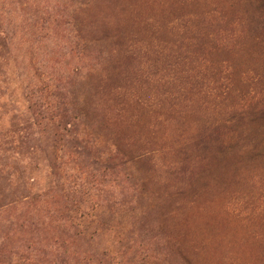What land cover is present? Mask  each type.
<instances>
[{"label":"rangeland","instance_id":"rangeland-1","mask_svg":"<svg viewBox=\"0 0 264 264\" xmlns=\"http://www.w3.org/2000/svg\"><path fill=\"white\" fill-rule=\"evenodd\" d=\"M259 1L0 0V264H264Z\"/></svg>","mask_w":264,"mask_h":264},{"label":"trees","instance_id":"trees-1","mask_svg":"<svg viewBox=\"0 0 264 264\" xmlns=\"http://www.w3.org/2000/svg\"><path fill=\"white\" fill-rule=\"evenodd\" d=\"M255 10L256 11L254 13H256V14L254 15V17H256V21L258 22V27L264 31V0H260L258 3L255 4ZM254 104H255L254 108H258L261 106L264 107V98L262 97L259 101H257ZM212 201L213 200L210 197H206V198L202 199L200 201V205L198 206L197 209L198 210L205 209L207 206H209L211 204L210 202H212ZM207 229L205 228V231L207 233L209 232V235L211 238L210 239L211 243H210L209 249L207 250L206 258L202 260V258L200 257V259L207 264H212L211 260H216L217 258H219L221 256L228 255L225 252H224L225 255H222L223 252L221 251V248L223 247V244H221V243H224L225 245H229L232 242H231V240L223 237V235L219 236V235H216V234L213 235L212 233H210V232L216 231V229L213 227V225H210V226L207 225ZM217 230H223L225 232V231H227V228L225 225H222ZM193 240H194V237H193ZM247 246H248L247 244L241 242L237 246L236 249L241 251L242 249L246 248ZM199 256H200V254H199ZM237 256H239L242 261H245V258L247 257L245 254L240 253V252L238 253Z\"/></svg>","mask_w":264,"mask_h":264}]
</instances>
